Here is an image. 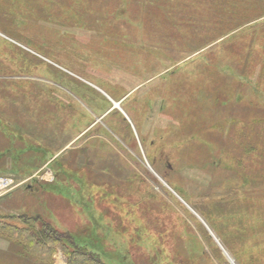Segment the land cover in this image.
Wrapping results in <instances>:
<instances>
[{
    "label": "rangeland",
    "instance_id": "1",
    "mask_svg": "<svg viewBox=\"0 0 264 264\" xmlns=\"http://www.w3.org/2000/svg\"><path fill=\"white\" fill-rule=\"evenodd\" d=\"M179 1L193 15L174 0H27L36 26L0 24V177L13 180L0 222L60 233L28 248L41 262L231 264L224 248L264 264V17L214 34L207 2Z\"/></svg>",
    "mask_w": 264,
    "mask_h": 264
},
{
    "label": "trees",
    "instance_id": "2",
    "mask_svg": "<svg viewBox=\"0 0 264 264\" xmlns=\"http://www.w3.org/2000/svg\"><path fill=\"white\" fill-rule=\"evenodd\" d=\"M26 1L27 0H14V2L21 4V5L18 4L19 6L16 7L17 9H19L18 14L20 16V19H18V17L17 18L14 17V15H16V13H15V11H13L12 8H11V10L10 9L6 10L9 7V5H8L9 0L2 1L5 3V5H4V7L0 8L2 10L0 12V24L2 26H4V25L7 26L9 23L8 26L10 28L12 27V29L14 28V25L17 28L23 27V29H25V27L31 28L33 26H36L35 21H32V20L24 17V16L30 15V13L26 12V10L29 9L28 5L26 4ZM152 1L153 0H143L144 3H149ZM174 1H176L179 5L184 6V7H182L183 8L182 10L180 9V11L182 12L183 15L186 16V13L189 12V10H190V13H192L191 11L193 10V8L195 6V5H192V2H189V1L184 2L183 1L182 4H180L179 0H174ZM204 2L205 3L207 2L204 5H206V6L209 5L208 10L211 12L212 16L210 17L208 22L212 21V24H214V34H216V32H219L220 34H222V33L223 34H230L232 32L238 31V30L240 32V30L243 28H244V30H247V29L249 30V28L253 24V22H256L257 20L262 19L264 17V0H206V1L204 0ZM46 6L51 8L50 3L48 5L46 4ZM54 8H55V6H54ZM252 11H254V15L249 16V14ZM7 12H8V15H6ZM58 13L60 14V12L57 11V9H56V10H54L53 13H50V15H58ZM262 14H263L262 18H259ZM192 15H193V13H192ZM192 15L190 14V16H192ZM41 22L45 23L43 21H41ZM169 26L172 28L173 22ZM230 26H232V27H230ZM247 26H249V27L246 29ZM199 28L196 26V31H199ZM255 28H259V26L255 27ZM221 36H223V35H221ZM263 38H264V35H263ZM196 39H197V42L193 43L194 49H195L194 51L198 50V48L201 45V42L199 41L200 38H196ZM254 43H256V37H254V42H253V44L250 45V50L248 51L250 59H251V55L255 53V49H256ZM195 44H198V45L195 47ZM210 45H212V44H210ZM263 47H264V45H263ZM261 54H262V56H264V52ZM260 58H264V57H260ZM216 61H217V59H214V61H209L208 64H205V66L207 67V65H208L211 67V69L216 70ZM248 63L253 64V61L252 60H250L249 62L247 61V64ZM210 64H212V65H210ZM260 67H261L260 77H264V61H261ZM212 74H214V73H212ZM208 75H210V74L208 73ZM242 81H254V80L252 77L244 76ZM255 81H257V80H255ZM260 125H263V127H264V124L261 123ZM259 128H260V126H259ZM161 133H164V132H161ZM256 133L258 134L259 138L261 140H263V136H262L263 131L262 132L258 131ZM167 134L169 135V132ZM157 136H158V134H157ZM154 137H156V135ZM156 139L157 138H153L154 141H156ZM243 139H245L247 151L249 150V152H250V150L252 149L251 151L253 152L256 149L255 144H254L255 142L247 141L246 136H243ZM247 154H248V152H247ZM210 220L212 221V219H210ZM212 226H214V223H212ZM0 235L13 239L17 245L22 246L26 251H28V248H30V246L28 244L29 241L35 242L36 243L35 246L38 245L40 247H44L45 249H49V248H51L52 243L57 244L63 238V236L60 235V233L55 232V230H53L50 227L49 223L44 224L40 229H37L35 226L32 227L31 229H29V228L26 229L23 227H17V226L8 224V223H1L0 222ZM51 249L53 250V247ZM44 255L46 256L45 253H44ZM70 263L71 264H105L99 259L98 256H93L91 254H87L84 252H78V253L76 252V253H74V255L70 256L69 257V264Z\"/></svg>",
    "mask_w": 264,
    "mask_h": 264
},
{
    "label": "crops",
    "instance_id": "3",
    "mask_svg": "<svg viewBox=\"0 0 264 264\" xmlns=\"http://www.w3.org/2000/svg\"><path fill=\"white\" fill-rule=\"evenodd\" d=\"M0 209L3 208L0 206ZM28 244L30 248H35L39 254L40 249L43 250L42 247L38 245L35 246L36 243L33 241H29ZM58 251L59 252H56L53 257V264H66V257L60 250ZM44 257H47V255H44ZM38 258L39 257H37L35 253L28 252L22 246L17 245L13 239L0 235V264H46L41 262Z\"/></svg>",
    "mask_w": 264,
    "mask_h": 264
},
{
    "label": "built area",
    "instance_id": "4",
    "mask_svg": "<svg viewBox=\"0 0 264 264\" xmlns=\"http://www.w3.org/2000/svg\"><path fill=\"white\" fill-rule=\"evenodd\" d=\"M13 187V180L8 177H0V197L9 192Z\"/></svg>",
    "mask_w": 264,
    "mask_h": 264
},
{
    "label": "water",
    "instance_id": "5",
    "mask_svg": "<svg viewBox=\"0 0 264 264\" xmlns=\"http://www.w3.org/2000/svg\"><path fill=\"white\" fill-rule=\"evenodd\" d=\"M114 109H119L122 111L121 108V102H114L113 101V107L110 111L114 110ZM124 113V112H123ZM125 114V113H124ZM126 115V114H125ZM126 118L129 120V118L126 115ZM186 205H188L187 202H184ZM191 209V208H190ZM193 211V209H191ZM194 212V211H193ZM195 213V212H194ZM197 215V214H196ZM203 221V220H202ZM204 222V221H203ZM211 235L216 239V241L218 242L216 236L214 235V233L211 231ZM219 243V242H218ZM224 254L228 257V259L230 260L231 264H236L234 261L231 260V258H229L228 253L226 252V250L223 248Z\"/></svg>",
    "mask_w": 264,
    "mask_h": 264
},
{
    "label": "bare ground",
    "instance_id": "6",
    "mask_svg": "<svg viewBox=\"0 0 264 264\" xmlns=\"http://www.w3.org/2000/svg\"><path fill=\"white\" fill-rule=\"evenodd\" d=\"M189 208H190V207H189ZM195 214H196V213H195ZM226 252H227V251H226ZM227 253H228V252H227ZM228 256H229V258H231V256L229 255V253H228ZM231 260L234 261L232 258H231Z\"/></svg>",
    "mask_w": 264,
    "mask_h": 264
}]
</instances>
